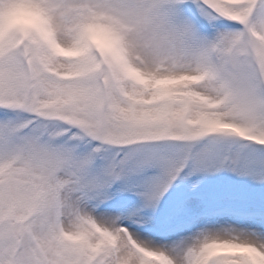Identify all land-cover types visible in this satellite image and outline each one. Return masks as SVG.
Masks as SVG:
<instances>
[{
    "label": "snow or ice",
    "instance_id": "6c2138e0",
    "mask_svg": "<svg viewBox=\"0 0 264 264\" xmlns=\"http://www.w3.org/2000/svg\"><path fill=\"white\" fill-rule=\"evenodd\" d=\"M0 264H264V0H0Z\"/></svg>",
    "mask_w": 264,
    "mask_h": 264
}]
</instances>
